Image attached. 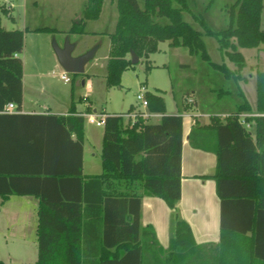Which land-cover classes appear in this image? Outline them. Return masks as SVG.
Wrapping results in <instances>:
<instances>
[{
  "label": "trees",
  "instance_id": "16d2710c",
  "mask_svg": "<svg viewBox=\"0 0 264 264\" xmlns=\"http://www.w3.org/2000/svg\"><path fill=\"white\" fill-rule=\"evenodd\" d=\"M116 5L109 88L121 86L124 72L135 67L132 54L151 70L149 58L164 42L188 49L235 82L244 79L246 66L238 49L264 50V0H235L228 8L229 26L219 32L202 15L194 16L206 35L216 37L235 70L211 61L203 33L183 18L191 12L187 0H116ZM103 6L104 0H87L68 33L86 34L87 23L100 18ZM24 46V31L0 28V127L7 130L0 136V160L9 162L0 167V197L39 200L38 260L31 264H264V71L256 75V113L240 92L236 112L225 119L211 116L204 127L212 130L213 142L199 125L190 134L193 147L218 156L214 178L221 202L219 244L197 245L189 224L178 215L175 236L164 250L155 232L142 227V200L157 197L177 209L182 197L183 114L167 115L164 97L147 93L149 111L162 115L158 123L144 119L143 113L134 121L107 115L102 172L86 176V120L73 108L69 116L4 113L9 103L18 111L22 108ZM132 113L134 107L126 115ZM245 113L255 114L244 119L249 128L241 122Z\"/></svg>",
  "mask_w": 264,
  "mask_h": 264
},
{
  "label": "rangeland",
  "instance_id": "374dc122",
  "mask_svg": "<svg viewBox=\"0 0 264 264\" xmlns=\"http://www.w3.org/2000/svg\"><path fill=\"white\" fill-rule=\"evenodd\" d=\"M86 1L0 0V28L8 31L23 30L25 33V46L20 58L24 63L25 92L28 99L50 101L55 97L59 100V106L72 100L78 108H82L83 103L80 100L89 98L93 110L97 113H106L109 116L126 115L131 106H136L134 111L138 114L141 113L142 107L137 101V95L144 86L148 93H160L164 97L166 113L175 115L179 111L182 114L185 111L211 117L235 112L237 103L241 102L238 93L242 92L256 113V75L258 70L264 71L263 48L238 49L245 59L246 66L241 73L244 79L235 82L227 80L200 56L191 55L188 49L170 47L168 42L160 43L159 51L149 58V64L153 66L151 70H146L145 60L140 61L134 68L124 72L121 86L109 88L105 76L110 34L114 33L118 19L116 0H104L100 18L89 21L86 25V30H99L104 32L103 35L88 34L78 37V50L81 46L85 48L84 46L95 43L97 52L87 63L84 73L69 74L71 82L65 84L57 76L65 71L59 62L55 47L63 49L67 42L70 43L66 32L71 26V20L81 15ZM187 1L191 12L184 13L183 18L195 30L203 33V41L211 61L216 64L225 63L230 70H235L234 64L220 51L216 37L206 35L194 17L202 15L215 32L225 30L230 21L228 8L235 0H215L210 7V0ZM2 7L12 9L7 14ZM35 28H56L58 31L37 33L33 32ZM262 29L264 30V17ZM76 53V50L73 51L72 56ZM222 90L229 94L221 95ZM193 98L199 104L198 110L195 108L196 102ZM184 104L188 106H185L183 111ZM129 119L133 121L132 118ZM202 120L207 121L204 118ZM151 122L156 123V120L152 119ZM87 134L91 142L88 149L95 150L97 155L96 158H92L89 150L87 151V160L93 166L98 161L101 163L104 126L97 128L87 121L85 135ZM89 171L86 169V172ZM98 172L100 174L102 169ZM25 211L27 212L24 213ZM12 213L18 219L29 222L26 233L8 232ZM31 214L32 210L21 205L0 208V261L6 264H31L38 260V245L34 239L36 233L30 232L32 227L30 221L34 216Z\"/></svg>",
  "mask_w": 264,
  "mask_h": 264
},
{
  "label": "crops",
  "instance_id": "0c3cea01",
  "mask_svg": "<svg viewBox=\"0 0 264 264\" xmlns=\"http://www.w3.org/2000/svg\"><path fill=\"white\" fill-rule=\"evenodd\" d=\"M11 9L12 8H10L8 12H10ZM81 16L82 13L80 16H76L75 19L71 20V26L66 32L70 38V44L74 46L73 51L76 50L77 52L73 57L82 56L94 50L97 45L95 43H92L87 46H84L85 48H82L81 46V49L78 50L77 39L81 35L68 33L74 21L81 18ZM37 29H41V28H35L33 32H37L36 31ZM54 30H55L54 32L58 31L56 30V28ZM37 33H46V32H37ZM88 34L103 35L104 32L99 30H86V34L83 35H88ZM96 52L94 56L96 55ZM240 100L241 102L237 103L236 105L237 108L239 104L242 103V99ZM80 101L83 103L82 108H78V106L72 100L70 101V103H64L63 105L59 106V100L55 97H52L50 101H46V100L43 101L42 99L39 98L28 99L26 97V92H25V72H24L22 108L21 111H18L16 107L15 113H21L27 115L69 116L71 108L75 110L76 113L75 115L78 116L81 115L84 118L85 115L87 114L97 113L96 111L93 110L92 103L90 102L89 98L81 99ZM195 102H196L195 108L198 110L199 104L196 101V99ZM185 106L186 104H184V106L182 105L183 111L185 109ZM140 110L141 113H147L151 115V117L149 118L150 122L152 119H154L156 120V123H158L162 117L161 114L151 113L148 108L147 109L141 108ZM178 113H180V111ZM193 113L190 114V113H186L185 111L183 113L184 143H183V151H182V197L177 206V209L176 210L170 209L164 200L157 197H144L142 200V219H141L142 227L149 228L155 232L158 243L160 247H162L164 250H168L170 248L172 239L175 236L176 218L178 215L189 224L193 233L194 241L197 245L200 246L202 245L207 247L215 246L219 244L221 240V202L217 193V183L214 178L218 165V156L216 152L213 150L210 151V150L195 148L190 143V134L192 132V129L195 127L194 126L195 124L199 125V127L202 128L200 132H203V134L207 136H211L212 142L214 141L212 130L204 128L210 125L211 120H210V116H205V115L199 116L198 114H193ZM232 113L234 112H231L229 115H225V116L223 115L218 117L225 119L229 117ZM10 114H14V113H10ZM97 114L107 115L106 113H97ZM166 114L173 115L169 113ZM244 115L251 116L255 114L245 113ZM202 118L207 119V121H203ZM125 119L126 121L130 120L127 117H125ZM85 120L87 122L86 118ZM97 128H101V127H97ZM5 131H7L6 127L4 125H1L0 136H2V134ZM89 138L90 137L88 136V134L85 135L84 154H83V172L84 175L86 176L99 175L98 171L102 169V157H101V163H99L98 161V163H96V165L94 164L93 166L90 165L91 162L87 160L86 157L87 151L89 150L88 144H91ZM90 150H89L90 157L96 158L97 155L95 154V150L92 151ZM5 162L9 164L7 160H0V167H4ZM86 169H89L91 172L90 171L86 172ZM7 205L12 207H15L16 205H21V207L25 209L32 210L31 215L34 214V216L32 217V221H30V227L32 226L30 232L36 233L35 235L36 237H34V239L37 241V227H38L37 211L39 207V200L34 196H11L7 200L3 201L2 198L0 197V208H5ZM26 212L27 211H25L24 213ZM13 215L14 213L11 214L9 219L8 232L13 234L17 233V231L26 233L29 226V222L24 219L22 220L18 219L17 216H13ZM23 240L25 239L23 238Z\"/></svg>",
  "mask_w": 264,
  "mask_h": 264
},
{
  "label": "built area",
  "instance_id": "2783aa9c",
  "mask_svg": "<svg viewBox=\"0 0 264 264\" xmlns=\"http://www.w3.org/2000/svg\"><path fill=\"white\" fill-rule=\"evenodd\" d=\"M57 76L64 83L68 84V83L71 82V79H70L69 74L67 72L60 73ZM147 93H148V91H147L146 87L142 86L139 94L137 95V101L139 102L140 106L142 108H144V109L148 108ZM15 112H16V105L13 104V103H9L6 106L5 110H4V113H15ZM141 116L144 119H149L151 117V115H149L147 113H143ZM251 116H253V115H251ZM125 117L132 118L133 120H136V118L138 117V114L132 113L130 115H125ZM246 117H250V116H247V115H244V114L241 115L240 116L241 122H242V124H244L246 127L249 128L250 125L248 123H246L245 120H244ZM85 118L87 119V121L90 124L96 125L97 127H102V126L105 125V121H106L107 115L97 114V113H90V114L85 115Z\"/></svg>",
  "mask_w": 264,
  "mask_h": 264
},
{
  "label": "water",
  "instance_id": "95a60500",
  "mask_svg": "<svg viewBox=\"0 0 264 264\" xmlns=\"http://www.w3.org/2000/svg\"><path fill=\"white\" fill-rule=\"evenodd\" d=\"M59 62L68 74H83L85 66L94 57L95 49L79 57H73L72 51L74 46L67 42L63 49L55 47ZM139 62V58L132 54V64L136 65Z\"/></svg>",
  "mask_w": 264,
  "mask_h": 264
}]
</instances>
